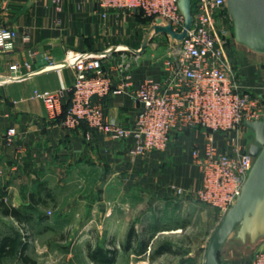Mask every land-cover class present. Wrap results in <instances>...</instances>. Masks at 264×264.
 Returning a JSON list of instances; mask_svg holds the SVG:
<instances>
[{"label":"crops","instance_id":"0c3cea01","mask_svg":"<svg viewBox=\"0 0 264 264\" xmlns=\"http://www.w3.org/2000/svg\"><path fill=\"white\" fill-rule=\"evenodd\" d=\"M2 1L0 27L13 28L18 34L15 48L0 52L3 188L12 192L17 184L23 192L25 179L31 178L44 188L56 186L88 194L86 203L90 208L113 203L123 211L139 195L167 202L196 198L203 174L193 151L205 146L202 129L174 133L166 151L138 156L132 153V136L114 139L87 125L64 128L61 122L70 92L65 93L53 113L33 97L34 91L69 89L74 83L73 64L77 60L104 55L103 66L111 73L115 89L124 82L121 70L129 74V86L104 100L105 114L111 121L132 128L141 110L134 91L147 78L157 82L166 78L163 59H155V53H149L148 48L142 55L133 52L141 48L150 22L138 15L116 11H109L104 18L97 0H63L60 11L50 0ZM231 55L243 85L258 96L263 94V60L237 46L232 47ZM15 64L21 66L19 72L10 69ZM14 76L20 77L14 80ZM10 128L17 133L12 145L5 138ZM246 135L245 129L242 136L245 147ZM218 146L223 147L224 143L218 142ZM14 176L18 177V183L14 184ZM177 189H182L183 194L179 195ZM106 195L112 197L107 201ZM258 250H264V242L250 253H231L222 258V263L251 264Z\"/></svg>","mask_w":264,"mask_h":264},{"label":"built area","instance_id":"2783aa9c","mask_svg":"<svg viewBox=\"0 0 264 264\" xmlns=\"http://www.w3.org/2000/svg\"><path fill=\"white\" fill-rule=\"evenodd\" d=\"M50 1L56 10H61L63 0ZM2 3L0 0V8ZM97 4L104 18L109 11H116L152 21L160 18L163 24L170 23L175 32L184 28L178 0H97ZM227 13L225 0H192L193 24L187 36L178 45L167 42L163 59L165 80L147 78L134 91L141 110L132 128L111 121L105 114L104 100L129 86V74L121 70L124 82L115 89L111 73L103 66L104 55L77 60L73 64L74 83L69 89L34 91L33 97L53 113L65 93L70 92L61 122L64 128L87 125L114 139L132 136V153L138 156L166 151L174 133L202 129L205 146L193 151L203 174L196 198L224 216L237 201L254 164L242 143L246 129L242 124L264 118V101L243 85L231 55L233 36L225 25ZM17 35L13 28L0 27V52L12 51ZM26 66L31 68L29 63ZM20 68L18 64L10 67L13 72ZM16 134L13 128L6 132L9 145L14 143ZM218 142L224 146H218ZM177 193L182 195L183 190L177 189ZM251 264H264V250L254 253Z\"/></svg>","mask_w":264,"mask_h":264},{"label":"rangeland","instance_id":"374dc122","mask_svg":"<svg viewBox=\"0 0 264 264\" xmlns=\"http://www.w3.org/2000/svg\"><path fill=\"white\" fill-rule=\"evenodd\" d=\"M225 25L233 36L231 46L248 51L235 43L228 13ZM168 40L166 35L156 36L148 52H154L157 60L164 59ZM255 55L264 64V55ZM3 179L0 176V196L28 220L20 223L0 211V240L4 236L18 237L34 264H98L88 257L89 247L116 250V259L110 264H204L209 239L223 218L217 209L197 198L167 202L139 195L125 211L113 203L90 208L84 192L44 188L31 178L25 179L23 192L17 184L14 192H9L3 188ZM32 194L38 204L31 199ZM111 197L106 195L105 200ZM0 264L24 263L17 253L0 260Z\"/></svg>","mask_w":264,"mask_h":264},{"label":"water","instance_id":"95a60500","mask_svg":"<svg viewBox=\"0 0 264 264\" xmlns=\"http://www.w3.org/2000/svg\"><path fill=\"white\" fill-rule=\"evenodd\" d=\"M229 19L233 24L234 41L248 51L264 55V0H225ZM184 17V28L175 32L170 23L160 18L149 25L136 55L146 52L152 40L166 35L171 44H181L193 24L192 0H178ZM264 99V93L259 95ZM243 127L254 138L247 147L254 164L237 201L226 211L211 235L204 264H222L221 259L231 253L247 254L264 242V118L245 121Z\"/></svg>","mask_w":264,"mask_h":264},{"label":"trees","instance_id":"16d2710c","mask_svg":"<svg viewBox=\"0 0 264 264\" xmlns=\"http://www.w3.org/2000/svg\"><path fill=\"white\" fill-rule=\"evenodd\" d=\"M138 17L150 23L152 22V19L143 18L141 15H138ZM31 199L33 200L34 203L36 204L39 203V200L34 199V194L31 195ZM0 211L2 212L3 215L10 216L20 223H23L25 220H28L26 214H24L18 208L9 205L1 196H0ZM131 232L129 233V239L132 238ZM25 250H26L25 244H22L18 237L4 236L0 240V260L9 257H15L17 253H19L20 259L24 264H30V263L34 264V262L31 261V259L27 255H25ZM116 254L117 252L114 249L108 250L102 247H97L94 250H92L90 247L88 249V257L91 259V261L98 264L113 263L116 259ZM220 261L222 263V259Z\"/></svg>","mask_w":264,"mask_h":264},{"label":"flooded vegetation","instance_id":"af4514ba","mask_svg":"<svg viewBox=\"0 0 264 264\" xmlns=\"http://www.w3.org/2000/svg\"><path fill=\"white\" fill-rule=\"evenodd\" d=\"M262 100L264 101V99H262ZM253 138H254L253 134L250 131L247 130V135H246V138H245L246 148L252 143Z\"/></svg>","mask_w":264,"mask_h":264}]
</instances>
